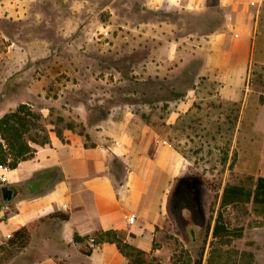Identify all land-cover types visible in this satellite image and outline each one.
<instances>
[{
    "label": "rangeland",
    "instance_id": "374dc122",
    "mask_svg": "<svg viewBox=\"0 0 264 264\" xmlns=\"http://www.w3.org/2000/svg\"><path fill=\"white\" fill-rule=\"evenodd\" d=\"M243 1L250 7L225 0H0V117L28 103L52 130L74 122V131L83 125L88 133L124 122L135 133L157 131L191 160L190 183L171 190L169 223L156 230L155 264H194L218 210L217 190L239 176L238 149L251 143L245 133L252 115L244 110L264 94V0ZM223 31L228 36L219 44ZM190 98V111L171 123ZM8 180L0 169V264H40L53 247L32 236L26 247H8L5 222L16 198L4 201L1 188H18ZM251 207L224 209L229 225L245 232L218 245L233 257L253 251L264 264V215ZM71 261L64 262L87 264L80 256Z\"/></svg>",
    "mask_w": 264,
    "mask_h": 264
},
{
    "label": "crops",
    "instance_id": "0c3cea01",
    "mask_svg": "<svg viewBox=\"0 0 264 264\" xmlns=\"http://www.w3.org/2000/svg\"><path fill=\"white\" fill-rule=\"evenodd\" d=\"M226 2L235 9L242 4L244 9L250 7L243 0ZM192 4L190 1L188 6ZM240 34L239 43H236L241 48L244 36L251 35L249 25ZM227 36L226 31L219 32L216 41L223 43ZM234 49L241 51L236 50L237 47ZM224 62L227 63V59ZM262 95L263 101L260 94L253 96L251 109L245 106L244 112L252 115L245 133L251 135V143L238 149L239 176L221 183L217 190L218 207L227 183L252 184L259 176L264 177ZM192 101L190 98L179 103L171 113V123L190 111ZM88 134L87 140L79 132L65 128L63 140L51 129L49 144L37 145L33 157L21 161L15 169L7 170L8 181L18 187L16 202L5 222L11 227L8 234L27 223L47 218L53 212L69 215L67 220L40 221L32 230V240L55 249L52 254L39 259L40 264H57V261L65 260L72 263L73 256L85 258L87 264H129L115 243L105 242L94 248L91 255L81 251L90 242H76L75 235H93L102 229L127 230L132 234L127 237L131 244L150 254L157 252L153 251V240L157 228L162 229L169 223V194L176 184L181 182L187 187L190 183L186 173L191 160L161 138L157 131L144 128L141 133H135L128 124L113 121ZM182 176L185 178L181 179ZM258 210L252 211L259 213ZM130 215L135 216L132 223L128 221ZM209 236L212 237V228Z\"/></svg>",
    "mask_w": 264,
    "mask_h": 264
},
{
    "label": "trees",
    "instance_id": "16d2710c",
    "mask_svg": "<svg viewBox=\"0 0 264 264\" xmlns=\"http://www.w3.org/2000/svg\"><path fill=\"white\" fill-rule=\"evenodd\" d=\"M263 101V95L261 96ZM59 121H64L62 117ZM53 124V122H50ZM78 127L74 122H68L65 126L67 129L75 130ZM83 127V125H82ZM81 127L80 134L84 135L88 140V133H84ZM50 130L45 116L33 109L28 103H21L14 110H11L0 117V167L15 169L21 161L27 160L34 156L36 146H45L51 142ZM59 137L64 140L63 131L55 130ZM203 183L209 188L216 190L217 187L206 178L203 174H199ZM252 204V210L259 211L264 215V177L259 176L255 183L230 184L227 183L223 189L220 205L218 207L214 223L208 224L207 234L204 240V246L199 257L194 260V264H203L205 245L212 228L211 241L212 250L210 252L207 264H258L253 251H235L236 257L232 253L222 252L221 242L229 243L232 238H241L244 236L245 226H230L224 209L229 205ZM46 219L67 220L69 215L63 212H53L38 221L27 223L14 231L8 237L7 244L10 248L17 250L26 247L31 238L32 230ZM124 229L97 230L93 235L80 236L75 235L76 242H92L94 246L87 244L81 248L85 255H91L94 248L105 242L115 243L119 251L128 259L129 264H155L150 253L131 244L127 237L131 236ZM216 239V240H215ZM217 245V247H216ZM59 264H67L61 261Z\"/></svg>",
    "mask_w": 264,
    "mask_h": 264
},
{
    "label": "water",
    "instance_id": "95a60500",
    "mask_svg": "<svg viewBox=\"0 0 264 264\" xmlns=\"http://www.w3.org/2000/svg\"><path fill=\"white\" fill-rule=\"evenodd\" d=\"M1 192H2V197L4 201L8 202V201L13 200L17 196L18 189L11 185H4L1 188ZM198 244L199 243L195 245H198Z\"/></svg>",
    "mask_w": 264,
    "mask_h": 264
},
{
    "label": "built area",
    "instance_id": "2783aa9c",
    "mask_svg": "<svg viewBox=\"0 0 264 264\" xmlns=\"http://www.w3.org/2000/svg\"><path fill=\"white\" fill-rule=\"evenodd\" d=\"M5 169L8 170V168H5ZM128 221H129L130 223L134 222V221H135V216H134V215H130V216L128 217ZM90 245H91V246H94L92 242L90 243Z\"/></svg>",
    "mask_w": 264,
    "mask_h": 264
}]
</instances>
